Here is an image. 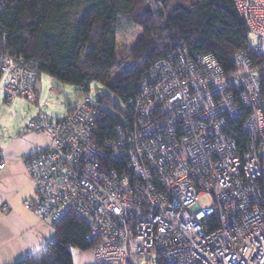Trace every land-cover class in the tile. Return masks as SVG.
Segmentation results:
<instances>
[{
    "label": "built area",
    "instance_id": "built-area-1",
    "mask_svg": "<svg viewBox=\"0 0 264 264\" xmlns=\"http://www.w3.org/2000/svg\"><path fill=\"white\" fill-rule=\"evenodd\" d=\"M234 3L256 39L233 55L235 70L212 54H167L145 74L132 120L104 146L89 94L63 117L28 124L50 142L24 157L35 186L25 207L56 224L79 217L98 264H264V0ZM37 86L33 62L0 56L7 105L35 103Z\"/></svg>",
    "mask_w": 264,
    "mask_h": 264
},
{
    "label": "trees",
    "instance_id": "trees-1",
    "mask_svg": "<svg viewBox=\"0 0 264 264\" xmlns=\"http://www.w3.org/2000/svg\"><path fill=\"white\" fill-rule=\"evenodd\" d=\"M0 2V56L33 62L38 83L41 75L47 74L63 84L86 89V95L95 82L127 108V113L122 112L107 95L94 101L99 118L93 137L100 146L113 141L115 128L124 123L108 109L121 112L130 122L131 103L139 96L143 78L156 61L186 50L190 55L212 54L225 71H230L237 68L233 55L247 51L251 42L234 0ZM120 20L141 30L129 56L116 43ZM251 55L261 66L259 56ZM259 81L264 99V71ZM234 123L236 137L246 144L248 136L242 130V121ZM54 229L53 242L14 264H74L75 250L90 252L96 247L87 239L88 226L73 214L66 215Z\"/></svg>",
    "mask_w": 264,
    "mask_h": 264
},
{
    "label": "rangeland",
    "instance_id": "rangeland-1",
    "mask_svg": "<svg viewBox=\"0 0 264 264\" xmlns=\"http://www.w3.org/2000/svg\"><path fill=\"white\" fill-rule=\"evenodd\" d=\"M140 31V28L131 22L125 20H120L118 22L116 29V43L119 49L122 50L123 54L129 56L134 43L140 35ZM251 44L256 45V39L254 36H251ZM37 90V103L34 104L27 99H19L11 106L6 104L4 96L0 93V147L3 149L10 148L16 153H25L26 155L36 153L41 149L35 150L36 143L40 141V139H36L35 135L38 133L27 130L30 121L37 114L46 115L51 118H58L67 115L69 110L80 102L83 99L84 94L87 92L86 89L63 84L47 74L41 75ZM89 95L95 102L98 101L99 96L107 95L121 107L122 112L127 113V108L121 104L114 95L95 82L90 85ZM98 107L104 108L99 104ZM108 110L119 117L121 121L127 122L121 112L110 108ZM206 202V199H203V203L206 204ZM47 222L51 223L54 228L56 223H53L50 220ZM85 255H91V253H83L75 250V264H79L80 259L82 256L85 257ZM96 264H98L97 261Z\"/></svg>",
    "mask_w": 264,
    "mask_h": 264
},
{
    "label": "crops",
    "instance_id": "crops-1",
    "mask_svg": "<svg viewBox=\"0 0 264 264\" xmlns=\"http://www.w3.org/2000/svg\"><path fill=\"white\" fill-rule=\"evenodd\" d=\"M36 98L38 102V90ZM39 115L42 114L34 118ZM35 136L40 139L35 150L50 142L48 133ZM0 148L6 158L5 169L0 170V264H14L43 250L55 240L56 234L51 223L34 209L25 207L27 201L35 200V186L25 166L26 154ZM88 253L91 255L82 256L79 264H96L92 251Z\"/></svg>",
    "mask_w": 264,
    "mask_h": 264
}]
</instances>
